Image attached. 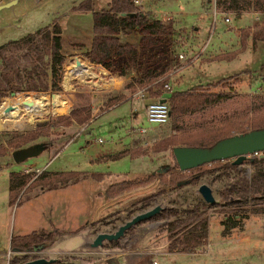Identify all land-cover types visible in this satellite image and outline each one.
I'll return each mask as SVG.
<instances>
[{
	"label": "rangeland",
	"instance_id": "rangeland-1",
	"mask_svg": "<svg viewBox=\"0 0 264 264\" xmlns=\"http://www.w3.org/2000/svg\"><path fill=\"white\" fill-rule=\"evenodd\" d=\"M9 1L11 0H0V5ZM82 1L19 0L15 5L1 9L0 45L49 25L58 17L63 30V52L70 57H84L93 42L94 17L91 12L73 10V7ZM205 1L144 0L145 11L164 20L171 19L175 23L176 36L178 35L175 40L178 43L175 46L164 44L154 48H141V62L135 69H129L130 81L137 73L136 69L161 70L170 64L168 73L172 72V76L169 83L173 86V91H185L204 84V87L211 86L209 89L212 91L228 92L231 95L221 105L188 118L190 123L204 119L218 121L226 116L248 112L253 99L264 96V76H261L263 71L258 69L264 62V44L253 53L251 49L246 50L249 41L247 39L244 48L236 55H231L242 47V30L254 27L261 22V18L257 19L256 15L250 13L241 18L229 14L230 21H227L226 16L218 12L213 4L204 6ZM110 2L111 0H94L95 10L107 9ZM164 14H169L170 19ZM195 27H198L199 31ZM130 40L135 41V38ZM250 41L252 42L251 39ZM222 54L229 59H220ZM180 55L184 57L181 58ZM72 61V58H68L61 92L7 97L0 106V131L17 132H24L40 122L70 113L80 93L89 96L93 106V118L88 125H75L50 136L38 138L34 143L47 144L39 154L20 162L14 160V150L0 157V264H12L11 258L15 255L26 260L39 256L58 257L75 264H149L155 251L159 253L162 264H264V216H251L244 221L243 226L224 234V214L219 211L220 208L210 211L206 251L169 254L167 232L161 229L165 219H150L137 223L132 230H127L117 243L106 240L99 247L87 245V240L93 239L98 232L115 231L120 224L138 212L157 204H169L175 193H171L169 185L158 178L115 197H108L106 189L114 182L143 178L162 168L164 164L173 163L169 149L160 152L151 150L136 157H111L112 153L134 142H128L129 130L133 127H145L148 130L146 134H137L141 138L151 132V141L143 140L142 146H150L172 131L171 120L160 126L147 121L145 103L142 100L133 99L111 109L105 108L102 100H105L107 94L118 90L106 85V80L99 82L97 75L101 74H93L98 73V69L88 70L85 66L80 71L82 75L72 73L67 79L69 62ZM123 63L122 60H116L115 68L119 70ZM241 72L245 74L240 76L239 82L235 81L233 76ZM112 74L115 73L111 72L110 76ZM222 80H227L229 85L214 86ZM128 94L131 95L130 92ZM28 98L38 100L43 108L30 110L24 104V100ZM11 106L15 108L6 113ZM72 132V137L62 140ZM100 138L105 141L98 142ZM28 164L32 165L31 169L23 171L31 170L39 174L44 169L78 170L101 173L103 178H84L76 182L77 184L72 183L59 190L41 191L34 188L25 193L21 192L16 202L11 205L10 171L19 170ZM216 185L217 183H214L212 186L215 188ZM198 187L194 185L191 189L196 188L198 191ZM161 189H165V192ZM154 193L156 196H150ZM117 198V203L105 204L106 199ZM56 227L64 231L66 237L52 246L28 253L15 252L10 247L13 235ZM74 230L84 234L69 236L72 232H77Z\"/></svg>",
	"mask_w": 264,
	"mask_h": 264
},
{
	"label": "trees",
	"instance_id": "trees-1",
	"mask_svg": "<svg viewBox=\"0 0 264 264\" xmlns=\"http://www.w3.org/2000/svg\"><path fill=\"white\" fill-rule=\"evenodd\" d=\"M213 2L216 10L224 15L239 16L253 12L261 18V22L254 27L242 30V47L231 55H236L242 50L249 37L254 50L264 44V0H206L205 6ZM73 10L91 12L94 17V38L85 56L92 63L101 64L121 76L130 77L129 69H135L141 62V48H154L164 44L175 46L178 43L175 40L178 36L175 23L171 19L164 20L145 11L135 0H111L109 7L101 11L95 10L94 0H83L75 5ZM62 35L63 30L56 17L49 25L0 45V106L7 97L29 93H56L63 90V76L68 57L63 52ZM131 38H135V41H131ZM118 59L124 61L119 70L115 68V61ZM220 59L229 58L222 54ZM170 66L168 64L161 70L136 69L137 73L132 76L125 89L107 94L103 106L110 108L124 101L129 96L128 93L133 94L138 87H146L151 100L167 99L171 111L172 133L156 140L150 146L126 148L111 157H136L151 150L160 152L169 149L173 163H166L143 178L114 182L106 189V195L115 197L126 190L149 184L156 178L168 184L170 192L175 195L170 198L169 204L151 219L166 220L161 229L167 232L169 251L195 253L206 251L211 210L220 208L219 211L223 212L224 234L243 226L244 221L251 216H264V154L250 157L242 164L233 163V159H224L182 170L173 148L177 145L211 146L221 138L264 128V96L255 97L248 112L226 116L218 121L204 119L190 123L188 118L221 105L231 95L228 92L212 91L209 89L211 86L204 87L201 84L185 91L165 90L164 85L171 80L172 72L168 73ZM258 69L263 71L261 76H264V62ZM69 73H73L70 68L66 74L67 79ZM243 73H238L233 79L239 82ZM219 85L227 87L229 83L222 80L214 86ZM77 97L78 100L68 114L40 122L24 132L0 131V157L17 148L33 144L42 136H50L75 125H88L93 118L91 100L89 96L81 93ZM73 134L74 132L68 134L62 140L72 137ZM9 176L11 205L16 202L21 192L25 193L34 188L44 191L65 187L88 177L103 178L101 173L48 169L39 174L31 170H11ZM203 180L211 187L217 183L216 187H213L214 194L219 199L217 203L206 202L196 188L191 189L194 185L199 186ZM161 190L165 192V189ZM150 196H156V193ZM63 234L65 232L57 227L35 229L26 234L13 235L10 247L25 251L42 244L46 248L52 246ZM24 261L26 258L17 255L11 258L12 264ZM53 264L75 263L58 258Z\"/></svg>",
	"mask_w": 264,
	"mask_h": 264
},
{
	"label": "water",
	"instance_id": "water-1",
	"mask_svg": "<svg viewBox=\"0 0 264 264\" xmlns=\"http://www.w3.org/2000/svg\"><path fill=\"white\" fill-rule=\"evenodd\" d=\"M18 0H11L6 4H2L0 8L10 7L16 4ZM82 62L77 58L74 68L82 66ZM162 102H167V99H162ZM26 106L33 107L34 102L29 98L24 100ZM15 106H11L6 110V113L12 111ZM45 148L43 142H36L24 147L15 149L12 156L16 162L39 154ZM264 150V128L255 129L242 134H234L217 140L211 146H190L177 145L173 148L176 160L180 169L187 170L205 163H211L216 160L233 159V163L242 164L245 160L250 158L248 154L255 151ZM199 193L208 203H217L219 199L214 194L213 188L210 184L203 182L198 187ZM165 206L157 204L151 208L140 211L130 219L120 224L115 231H100L95 237L87 242L91 247H99L104 244L106 240H118L125 235L126 231L142 221L150 220L157 213L161 212ZM44 248L42 244H37L32 250H39ZM15 252H22L18 248H14ZM29 251V250H25ZM58 260V257L39 256L19 264H53Z\"/></svg>",
	"mask_w": 264,
	"mask_h": 264
},
{
	"label": "crops",
	"instance_id": "crops-1",
	"mask_svg": "<svg viewBox=\"0 0 264 264\" xmlns=\"http://www.w3.org/2000/svg\"><path fill=\"white\" fill-rule=\"evenodd\" d=\"M18 2H19V0H18ZM205 3H206V1H205ZM17 4V3H16ZM13 5H15V4H13ZM206 5V4H205ZM204 5V6H205ZM213 5L215 6V3L213 2ZM1 6V5H0ZM11 7V6H10ZM208 7V6H207ZM1 9H3V8H0V10ZM206 9V8H205ZM245 14H247V13H245ZM250 14H252L253 16H255L256 14L255 13H253V12H251ZM231 15V14H230ZM244 14H242V15H239V16H237L238 18H241L242 16H243ZM226 16V15H225ZM255 25V24H254ZM253 25V26H254ZM195 29H197V31H199V29H198V27H195ZM251 39V38H250ZM250 39H248L249 41H248V47H247V49L246 50H252V52L253 53H255V50H254V48H253V43L250 41ZM77 52V51H76ZM243 52H245V51H243ZM243 52H241V53H243ZM240 53V54H241ZM239 54V55H240ZM238 55V56H239ZM69 59L70 58H72L73 59V61L70 63L69 62V68L70 69H72V71H73V75H82L81 73H80V71L81 70H79V72H78V70H76L77 68H74V66H75V64H76V61H77V58H79L80 60H81V62L83 63L82 64V66H85V67H88V70L89 69H98L99 70V72L98 73H95V72H93V74H101V75H97L100 79H99V82L101 83V82H103V81H105L106 80V85H109L110 87H112L113 89L114 88H116V90H118V91H122V90H124L125 89V87L131 82V80L129 81V79L131 78V77H128V76H121V75H119V74H117V73H115V74H112L111 76H110V74H111V71L110 70H108L107 68H105L103 65H101V64H96V63H92L91 61H90V59L87 57V56H84V57H81V56H79V55H73V56H67ZM68 62V61H67ZM67 65V64H66ZM86 69V68H85ZM78 72V73H77ZM70 74V73H69ZM107 76V77H106ZM172 76V75H171ZM97 77V78H98ZM108 78H110V79H108ZM108 79V80H107ZM168 83H169V81H168ZM200 85V84H199ZM201 85H204V84H201ZM172 86V85H171ZM172 89H173V86H172ZM140 91H145V92H147L146 91V87H138L137 88V91L136 92H134L133 94H131V95H129L124 101H122V102H120V103H118V104H116V105H114V106H112V107H110L109 109H111V108H113V107H115V106H118V105H120V104H123V103H125V102H127V101H129V100H133V99H138V100H142L144 103H145V114H146V107H147V105H148V103L151 101V99L148 97L147 98V96H148V94H145L144 96H142V93H140ZM104 101L105 100H102V103H104ZM7 106H5V108H6ZM108 109V110H109ZM8 113H10V112H8ZM135 117H137V115L135 114L134 115ZM159 127V126H158ZM155 128V127H154ZM134 129H136V128H132L131 130H134ZM153 129V128H152ZM131 130H129V132L131 131ZM130 134V139H129V141L128 142H132L133 140H134V142L129 146V144H126V146H123L122 148H121V150H124V149H126V148H132V147H136V146H140V145H142V141L144 140V141H147V139L148 140H150L151 139V136H152V134H151V132L149 133V135H143L144 137L143 138H141V137H139L137 134H143V133H138V132H130L129 133ZM144 134H146V133H144ZM151 141V140H150ZM120 150V151H121ZM119 152V151H118ZM115 153H117V152H114V153H112V154H115ZM31 167H32V165H30V164H28L27 166H24V167H22L21 168V170H29V169H31ZM50 170H59V169H50ZM61 170V169H60ZM74 184H77V183H74ZM67 187V186H66ZM66 187H59V188H55V189H62V188H66ZM106 198H107V196H106ZM109 202H111V203H109ZM118 202V198L117 199H114V200H112V199H106V201H105V204H107L108 203V205L110 204V205H113L114 203H117ZM58 228V227H57ZM48 229H52V228H48ZM64 230V229H63ZM33 231V230H32ZM65 231H67V230H65ZM70 231V230H69ZM74 231H77V230H74ZM26 234V233H25ZM80 234L81 235H83L84 233H82V231H77V232H72V234H70L69 236H74V235H79L80 236ZM66 237V234H63L57 241H56V243L59 241V240H61L62 238H65ZM83 237V236H82ZM92 240V239H91ZM88 241H90V240H87V242ZM85 242H86V239H85ZM56 243H54V244H56ZM168 253L169 254H171V253H177V252H171V251H168ZM186 253V252H185Z\"/></svg>",
	"mask_w": 264,
	"mask_h": 264
},
{
	"label": "built area",
	"instance_id": "built-area-1",
	"mask_svg": "<svg viewBox=\"0 0 264 264\" xmlns=\"http://www.w3.org/2000/svg\"><path fill=\"white\" fill-rule=\"evenodd\" d=\"M143 1L144 0H135V3L143 8V3H144ZM164 15L167 17V19H170L169 14H164ZM256 18L259 19V14H256ZM226 20L230 21L229 15H226ZM180 57L183 58L184 56L180 55ZM82 68H83V66L77 68L76 70H78V72H79V70H82ZM164 89L171 91L172 90L171 84L166 83L164 85ZM140 93H142V96L147 94V92H145V91H140ZM146 118H147V121L153 125H159L160 126V125H165V124L169 123L171 120V111H170V107H169L168 102H162L160 99L151 100L146 107ZM147 131L148 130L145 127H140V128H136L134 130H131L130 132H138V133L144 134V133H147ZM104 141H105V139H102V138H100L98 140V142H104ZM263 154H264V150H260V151H255L253 153H250L248 155L253 157L256 155H263ZM138 252L140 253L141 251H138ZM9 255H10V253H9ZM149 264H162L158 252L155 251L152 254Z\"/></svg>",
	"mask_w": 264,
	"mask_h": 264
},
{
	"label": "bare ground",
	"instance_id": "bare-ground-1",
	"mask_svg": "<svg viewBox=\"0 0 264 264\" xmlns=\"http://www.w3.org/2000/svg\"><path fill=\"white\" fill-rule=\"evenodd\" d=\"M30 100H32V101L34 102L33 107L26 106V107H28L30 110H34V111H35V110H39V109L43 108V106L39 103L38 100H36V99H30Z\"/></svg>",
	"mask_w": 264,
	"mask_h": 264
},
{
	"label": "flooded vegetation",
	"instance_id": "flooded-vegetation-1",
	"mask_svg": "<svg viewBox=\"0 0 264 264\" xmlns=\"http://www.w3.org/2000/svg\"><path fill=\"white\" fill-rule=\"evenodd\" d=\"M30 251H32V250H29V251H26V252L28 253V252H30Z\"/></svg>",
	"mask_w": 264,
	"mask_h": 264
}]
</instances>
